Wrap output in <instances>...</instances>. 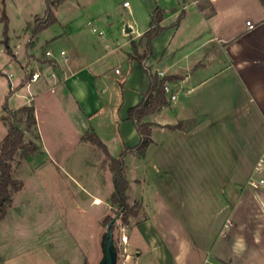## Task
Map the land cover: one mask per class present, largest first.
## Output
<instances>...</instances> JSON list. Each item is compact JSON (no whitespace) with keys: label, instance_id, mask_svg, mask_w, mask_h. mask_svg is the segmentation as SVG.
<instances>
[{"label":"crops","instance_id":"0c3cea01","mask_svg":"<svg viewBox=\"0 0 264 264\" xmlns=\"http://www.w3.org/2000/svg\"><path fill=\"white\" fill-rule=\"evenodd\" d=\"M42 1L43 12L29 14L26 18L17 0H4L0 5V16L4 10L7 21V45L0 43L3 51L0 57V141L8 129L2 121V118L9 119L4 105L9 110L32 105L36 120L34 134H42L41 122H47L51 124L47 134H74L81 150L85 147L99 150L80 140L84 133L92 130L106 146L109 156L117 159L126 148H133L139 141L133 123L127 120V111L142 100L149 87V75L161 73L159 79L171 77L173 80L166 84L174 100L165 95L167 105L144 119L152 124L151 142L145 156L138 158L134 153H127L123 157L124 176L128 181L127 203L142 204L137 215L129 217L140 216L142 220L129 225L125 250L133 255L132 264H264V186L254 189L248 184L251 178H256L254 167L264 154V0H198L196 3L176 0L167 8L155 3L147 7L148 21L142 29H137L136 21L134 25L126 22L114 29V35L120 33L126 39L122 44L124 49L120 50L113 47L112 33L105 38L103 31L96 27L91 28V33L104 39L103 42H88L81 28L90 25L89 21L83 25L75 23V19L58 20L56 9L63 1L53 9L54 23L32 37L30 29L26 28L36 17L43 16L46 5L45 0ZM74 1L80 8L81 0ZM156 6L163 11L160 22L163 31L150 42V55L139 61L133 55L132 43L137 47V54L143 55L146 39H142V35L149 28ZM126 10L131 16L130 5ZM247 21L254 24L253 29H247ZM0 24L3 23L0 21ZM53 27L59 30L51 29ZM2 38L0 32V42ZM60 40L65 41L67 48L52 49L53 42ZM44 45L48 46L44 55L49 51L53 58L41 59ZM61 51L65 52L64 57L59 55ZM113 58L120 59L126 68L124 77H121L119 64L113 68L112 75L121 80L117 87L105 82V70ZM34 74L38 77L31 81ZM47 92L56 96L51 106H56L57 110L50 114L45 113L49 103L41 99ZM60 112L68 124L66 131L62 129L64 132L57 126L58 121L55 123V116L60 118ZM178 123H183L184 127L167 128ZM203 134H234L236 139L237 134H247L253 139V142L248 139L247 149L253 154L248 163L240 165L236 158V164L227 166L231 176H215L217 203L213 218L222 219L221 224L232 220L234 228L222 237L220 227H215L206 245L200 237L197 240L189 237L174 205L176 201L169 196L179 183L177 165L172 161L177 163L186 152L195 156L201 153L199 137ZM160 135L161 139L155 137ZM235 144H229L233 148L227 147L230 153L245 152ZM152 152H158L156 160L163 164L161 167L151 164ZM126 158L134 161L131 170L126 167ZM83 161L85 158L80 160ZM236 171L248 172L251 176L244 183L236 178ZM127 172L131 178L127 177ZM169 172L172 179L167 178ZM107 174L106 184L102 185L99 175L95 174L96 180L92 179L87 185L88 206L94 212H100L94 202L109 200L113 190L110 171ZM259 178L264 179V172ZM239 183L244 188L235 198L234 189ZM24 190L23 185L18 193ZM153 196L159 201L163 198L164 204H156ZM7 213L0 221V264H5L9 258L4 252L12 250L11 233H8L11 221Z\"/></svg>","mask_w":264,"mask_h":264},{"label":"rangeland","instance_id":"374dc122","mask_svg":"<svg viewBox=\"0 0 264 264\" xmlns=\"http://www.w3.org/2000/svg\"><path fill=\"white\" fill-rule=\"evenodd\" d=\"M123 1L130 5L131 16L128 14V10L123 8ZM174 1L176 0H81L80 6L83 9H80L81 7L79 8L74 0L65 2L63 0L57 7L55 15L58 20L75 19L77 24L84 25L89 21L90 25H84L81 28V34L93 44L101 43L104 39L101 40L91 33L92 27L102 30L105 38L112 33L115 40L113 47H119L120 50L124 49L122 44L126 39L120 33L114 35L115 28L118 29L126 22L134 25L133 21H136L137 29L138 27L142 29L148 21L146 20L148 19L146 17L147 7L159 3L167 8ZM18 2L23 8L24 18L29 14L43 12L44 3L42 0H17V4ZM84 3H87L85 8ZM33 23L34 20L30 27L33 26ZM2 28L3 24H0V32H2ZM55 28L59 30V27L51 29ZM63 42L65 41H55L51 48L63 47L66 49L67 46ZM46 48L48 46L44 45L43 50L40 51L41 59L45 58L44 49ZM119 60L111 59L108 70H105L107 85L113 84L117 87L121 81L120 78L112 75L113 68L118 64L121 77H124L126 73V68ZM125 88L129 90L128 86ZM43 96L41 99L45 100V103H49L45 113L50 114L57 110L56 106H51L52 101L55 100V94L47 92ZM59 115L60 118L55 116V123L58 121L57 126L66 131L68 124L63 121L61 112ZM42 119L44 120V118ZM40 129L42 134H34V130L24 134V140L35 143L39 150L26 160L16 156L12 163V177L22 181L25 190L13 195L12 205L7 213L11 221L8 224L10 229L8 233H11L9 241L12 243H9L12 244V250L4 252L5 256L9 257L5 260V264H101L104 260L107 243V226L110 224L104 222L106 217L115 221L114 228L110 230L112 249L115 264H122L123 246L119 243L121 229L128 236L129 225L141 221L142 218L139 216L131 219L129 216L126 221H123L120 210L117 207H112L107 199L97 201L100 202L97 204L100 208L99 213L89 208V187L87 185L92 179L96 180L95 174L99 175L102 185L106 184L109 171L108 161L103 153L94 147L91 149L85 147V150H81L76 143L74 134H47L51 129V124L47 122H41L39 131ZM237 135L238 139L234 137V134H203L199 137L201 153L195 156L186 152L177 160V163L172 158L174 166L177 165L176 174H179L177 178L179 183L176 181L178 185L174 186L173 190L171 189V194H168L176 201L174 205L182 217L181 222L186 225L189 237L196 240L200 237L201 242L205 245L212 237L215 227L218 226L221 230L224 223L228 221L225 220L221 224L222 219L213 218L217 203V188L214 185L216 174L217 176L218 174L226 177L231 176V171L227 169V166L236 164V158L240 165H245L253 157V154L249 152L250 149H247L248 141L252 140L253 142V139L248 138L247 134ZM155 137L161 139L162 136ZM258 139L257 134L256 143L259 142ZM235 142L234 146L243 147L245 152L242 154L230 153V149L227 147ZM226 143H228L227 146ZM251 149L253 152V147ZM234 150L237 149L234 148ZM83 158L85 161L81 163L80 160ZM151 158V164L154 167L163 165L156 160L159 158L158 152L153 153ZM125 161L128 170L134 168L132 158H126ZM141 164L140 161L139 167ZM215 168L218 170L215 171ZM126 175L128 178L132 177L129 172ZM145 175L144 177H146ZM250 176L248 172L236 171V178L240 181L244 180V183ZM253 176L260 177L255 173ZM158 178H160L159 173ZM167 178H173L170 172ZM238 185L234 189L235 198L241 195L244 188L243 184ZM99 194L100 191L97 195ZM161 196L164 194L161 193ZM152 198L156 204L160 205L161 202L164 204L163 198L160 201L154 196ZM128 205H134L137 212L142 209L140 202L128 203ZM230 221L232 222V220Z\"/></svg>","mask_w":264,"mask_h":264},{"label":"trees","instance_id":"16d2710c","mask_svg":"<svg viewBox=\"0 0 264 264\" xmlns=\"http://www.w3.org/2000/svg\"><path fill=\"white\" fill-rule=\"evenodd\" d=\"M63 0H45V11L41 18L34 19L33 26L28 24L26 29H30V34L35 37L41 30L52 25L55 21L53 16V9L57 7ZM3 5L4 0H1ZM163 19V11L156 6L151 14L149 28L142 35V39H146L145 52L139 56L137 54V47L132 43L133 55L136 59L142 61L146 59L151 53L152 39L158 37L163 31L160 22ZM180 17L178 18L179 21ZM0 21L3 23L2 44L7 45V21L4 10L1 12ZM173 78L159 79L157 75H149V87L143 94L140 103L127 111V120L132 122L139 141L133 148H126L119 158L114 159L109 156L106 146L98 139L92 130L84 133L81 141L88 142L98 148L108 161V170L111 173V180L113 190L109 196V202L112 207H117L120 210L123 221H126L129 216H136L137 209L134 205L129 206L127 203L126 191L128 189V181L124 176V161L123 157L127 153H134L138 158H143L146 149L151 142V127L152 124L145 122L144 119L158 112L162 107L167 105L164 85L170 82ZM4 111L9 119L2 118L7 124V133L0 141V221L4 218L7 211L12 205L13 195L18 193L22 187V181L12 177V163L17 156L19 159L26 160L32 154L38 151L37 145L33 142L24 140V133L31 132L36 126L34 116V108L32 105L23 106L17 110H9L4 105ZM183 123H178L175 126H167L168 129L176 130L182 129ZM104 222L111 223L110 230L114 228L115 221L106 217ZM113 246V242H112Z\"/></svg>","mask_w":264,"mask_h":264},{"label":"built area","instance_id":"2783aa9c","mask_svg":"<svg viewBox=\"0 0 264 264\" xmlns=\"http://www.w3.org/2000/svg\"><path fill=\"white\" fill-rule=\"evenodd\" d=\"M193 3H196L198 0H191ZM210 2H214L215 0H208ZM122 6L126 9H129V4L127 2H124L122 4ZM247 29L251 30L254 27V24H252L250 21H247L245 23ZM99 36L102 35L101 32H97ZM3 51L2 48H0V57L2 56ZM59 55L64 57L65 56V52L61 51L59 52ZM45 56L49 57V58H53V55L51 52H45ZM116 73H118V70L115 71ZM158 77H161V73H157ZM37 75L34 74L31 78V81H35L37 79ZM164 93L165 95H170V100H174V95L171 94V90L168 84L164 85ZM264 172V154H262L254 167V173L257 175H261ZM249 186L251 188H259V187H263L264 186V179L263 178H251L250 181L248 182ZM234 228V224L228 220L224 223L222 229L220 230L219 234L222 237H225L228 235L229 231H231ZM119 243L123 246V261L122 264H132V255L128 254L125 250V247L128 245V236L127 234L124 233V230L121 229V234H120V238H119Z\"/></svg>","mask_w":264,"mask_h":264},{"label":"water","instance_id":"95a60500","mask_svg":"<svg viewBox=\"0 0 264 264\" xmlns=\"http://www.w3.org/2000/svg\"><path fill=\"white\" fill-rule=\"evenodd\" d=\"M110 227L111 223L107 226V243L105 246L104 260L101 264H115L114 252L112 249V233L110 231Z\"/></svg>","mask_w":264,"mask_h":264},{"label":"bare ground","instance_id":"6f19581e","mask_svg":"<svg viewBox=\"0 0 264 264\" xmlns=\"http://www.w3.org/2000/svg\"><path fill=\"white\" fill-rule=\"evenodd\" d=\"M95 204H98V203H100V202H94Z\"/></svg>","mask_w":264,"mask_h":264}]
</instances>
